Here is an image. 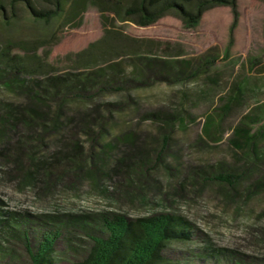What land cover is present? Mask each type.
I'll return each instance as SVG.
<instances>
[{
	"label": "rangeland",
	"instance_id": "obj_1",
	"mask_svg": "<svg viewBox=\"0 0 264 264\" xmlns=\"http://www.w3.org/2000/svg\"><path fill=\"white\" fill-rule=\"evenodd\" d=\"M0 6V52L41 64L13 88L0 77V264H31L6 234L12 218L68 226L55 258L73 264L90 240L69 223L108 213L182 217L194 232L171 247L182 264H264V1L237 0L228 57V6L195 31L173 16L121 22L109 0H66L64 18L48 22L33 12L54 4ZM35 108L43 121L28 126ZM209 116L222 117L212 139ZM246 118L263 133L254 154L232 143ZM229 175L233 184L219 180Z\"/></svg>",
	"mask_w": 264,
	"mask_h": 264
},
{
	"label": "trees",
	"instance_id": "obj_2",
	"mask_svg": "<svg viewBox=\"0 0 264 264\" xmlns=\"http://www.w3.org/2000/svg\"><path fill=\"white\" fill-rule=\"evenodd\" d=\"M13 1L24 3L31 9L33 0ZM35 1L44 4H54L57 7L55 12L34 11L36 21L48 22L64 18L63 9L66 0ZM109 1L119 7V10L115 13L121 22H132L139 27H149L166 16H173L183 23L185 29L191 31H195L201 26L206 12L221 6L231 7L234 21L230 29V38L225 50V57L229 56L235 45L234 32L239 23L237 0ZM0 9H2L1 6ZM104 43L105 39L91 45L81 55L88 54L91 50ZM40 66L41 64L38 60L34 61L19 54H13L9 48L0 52V77L2 79L11 78V81H5V85L9 88L14 87L13 82L19 81L22 77L33 73L31 70ZM50 79L48 78L47 81H51ZM56 88L55 90H47V95L58 97V93L61 90L59 89L60 87ZM235 88H237V85L234 86L233 91ZM63 89H66V86ZM31 94L37 103L44 99L40 91H35ZM226 108L227 105L223 107V109ZM42 118L39 115L38 108H35L25 113L23 123L32 126L38 121H43ZM221 120V116H209L207 118L203 128L206 136L211 139L214 138L212 133L215 130L218 131ZM250 129V124L246 118L234 129L235 136L232 143L238 148L254 154L257 142L263 133L262 130H259L257 134L251 135ZM236 179L232 175L220 176L219 178V180L230 184H233ZM52 221L64 223L61 220ZM5 223L6 234L24 243L30 256L31 264H58L55 258L58 244L68 226H58L51 223L37 224L31 219L20 222L16 218H12ZM76 223H78V226H74V223L69 224L72 229L79 230L88 237L90 246L84 258L73 264H182L179 258H175L170 254L171 247L174 244L188 243L194 237L192 226L187 221L182 217L165 213L140 218H129L123 214L108 213L96 219L76 220ZM4 252L5 249L0 245V253ZM238 263L240 262H232V264Z\"/></svg>",
	"mask_w": 264,
	"mask_h": 264
}]
</instances>
